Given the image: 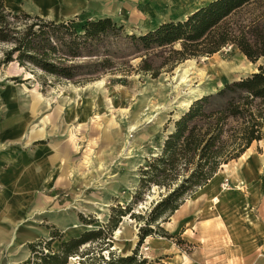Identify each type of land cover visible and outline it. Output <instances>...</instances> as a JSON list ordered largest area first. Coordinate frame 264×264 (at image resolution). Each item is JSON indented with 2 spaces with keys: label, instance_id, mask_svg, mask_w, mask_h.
Masks as SVG:
<instances>
[{
  "label": "rangeland",
  "instance_id": "rangeland-1",
  "mask_svg": "<svg viewBox=\"0 0 264 264\" xmlns=\"http://www.w3.org/2000/svg\"><path fill=\"white\" fill-rule=\"evenodd\" d=\"M200 1L114 0L110 6L100 7L94 0H88L72 11L63 10L57 4L59 8L55 12L46 14H40L26 0H21L18 8L8 6L5 1L4 5L12 12L22 11L48 20L75 19L77 26L88 20L108 17L123 26L126 35H140L159 23L185 19L189 9ZM107 11L108 14L105 13ZM4 48V45H0V122L4 120V156L9 164L6 170L41 169L40 175L36 176L37 182L28 183L30 177L4 178L6 201L17 196L20 205L26 207L18 216L24 217L20 219V224H9L5 229L9 234H16L20 240L24 238L25 252L19 249V252L13 253L14 242L9 243L4 250L3 264H24L28 254L27 246L42 236L39 234L47 235L50 227L62 232L66 239L77 237L85 231L104 229L113 208L121 206L124 209L129 205L138 189L140 169L146 168L151 159L160 155L166 137L173 131V122L184 113H180L177 104H172L174 99L168 93V86L174 85L175 69L187 60L178 63L172 70L163 67L157 78H151L150 75L136 71L142 54L132 48L123 49L124 56H127L126 59L134 68L125 83L116 82L120 77L118 75L102 74L97 80L81 84L77 82L78 79L57 80L32 68L21 67L20 70L19 65L3 64ZM219 53L215 58L205 57L209 60L203 61L204 57L188 60L208 67L235 65L239 70L232 71L236 79L231 82L257 72L258 66L264 64L262 60L256 64L250 63L233 46L223 48ZM154 60L156 65L162 61L160 58ZM25 73L31 75L29 80L23 79ZM99 81L102 84H98ZM22 86L35 88L41 94L39 116L49 117L43 137L29 143L28 129L36 119L31 114L30 94L20 93ZM221 88H217L216 92ZM8 91L17 95L13 102H3V96ZM161 93L167 97L162 98ZM160 105L166 108L164 112L156 110ZM147 116L152 121H146ZM53 150H56V156L52 160ZM251 153L253 163H258L254 168L253 184L257 195L253 198L259 197L264 202V162L259 164L264 157V137L261 143L253 144ZM62 172H66V176ZM16 180L19 182L15 183ZM231 180L230 177L225 181L229 187H232ZM163 193V190L155 186L145 190L132 206L131 214L135 218L127 215L126 220L122 217L117 228L121 233L116 234V230L106 240L111 242L112 247L104 246V251L99 252L95 250L96 244H86L79 255L74 256L77 258L75 263L102 264L110 258H124L126 256L121 248L128 245L132 237L134 240L128 256L133 255L139 241V230L146 221L144 216L162 198ZM193 195L184 196V203ZM98 202L99 206H96ZM247 211L250 212L249 209ZM138 215L144 218L138 219ZM170 220L167 217L166 222ZM64 221L67 227L63 226ZM166 222L160 219L158 224L174 238L167 240L152 237L163 245L149 251V258H146L143 241L136 251L137 262L145 260V264H168L173 254L183 257L191 255L192 245L182 239L181 222L173 231L164 226ZM73 225L81 230L67 234V229ZM177 238L184 243L177 244ZM109 252L112 253L111 257ZM187 258L191 259V256Z\"/></svg>",
  "mask_w": 264,
  "mask_h": 264
},
{
  "label": "trees",
  "instance_id": "trees-1",
  "mask_svg": "<svg viewBox=\"0 0 264 264\" xmlns=\"http://www.w3.org/2000/svg\"><path fill=\"white\" fill-rule=\"evenodd\" d=\"M0 45L6 47L3 64L16 62L57 80L78 79L81 84L102 74L118 75L116 82L125 83L134 71L123 52L129 48L142 54L136 71L151 78H157L163 67L172 70L180 62L211 57L228 46L256 64L264 61V0H212L185 19L159 23L140 35H126L123 26L108 17L77 26L75 19L54 21L12 12L0 0ZM158 58L162 61L156 65L154 59ZM263 128L264 64L257 72L225 84L215 94L195 100L173 122V131L166 137L160 155L140 169L138 189L131 202L124 209L113 208L104 229L66 239L50 227L47 238L27 246L29 257L24 264H68L86 244H96L99 252L104 246L111 248L106 240L117 230L121 218L134 217L132 206L145 190L155 186L164 193L144 216L133 255L102 263L145 264V260L137 262L135 255L146 237L174 238L160 227L159 220L166 222L184 203V196H192L222 165L237 160L262 141ZM176 242L184 243L180 238Z\"/></svg>",
  "mask_w": 264,
  "mask_h": 264
},
{
  "label": "bare ground",
  "instance_id": "bare-ground-1",
  "mask_svg": "<svg viewBox=\"0 0 264 264\" xmlns=\"http://www.w3.org/2000/svg\"><path fill=\"white\" fill-rule=\"evenodd\" d=\"M6 4L10 7L18 8L21 0H4ZM88 0H26V2L30 3L35 9L38 10L40 14H46L48 12H55L57 8L56 5L60 4L62 9L67 11H72L80 6L86 4ZM96 3L100 4V7L110 6L111 2L114 3V0H94ZM137 1V0H133ZM211 0H201L193 9L204 6L208 4ZM108 14V11L105 12ZM220 53H216L213 55L215 58ZM244 57V56H243ZM204 60H209L208 58H203ZM18 66L16 62L10 63ZM22 70L21 67H18ZM239 68L235 67V65H227L224 64L221 67H212V65L205 66L202 63L198 64L194 60H187L185 63L180 65L175 69V78L173 79L174 85L168 86V93L173 95L174 102L172 104H177V108L180 113L188 110L189 106L195 101L203 96H207L216 92L217 88H221L224 84L231 82V80H235L236 76L232 73V71H238ZM241 74V72H238ZM16 77V75H14ZM31 75L25 73L23 75L24 80H29ZM98 84H102V82H97ZM196 84V85H195ZM20 93L23 95L30 94L32 99L31 105V114L32 117L36 119L34 123H32L31 127L28 129V138L27 143L36 138H41L44 135V127L49 122L48 116H39L38 106L42 101L41 94L35 89H28L25 86L20 88ZM16 94L12 91H8L3 96V102H13L16 99ZM160 96L167 97L162 93ZM149 109V106H147ZM162 109V110H161ZM157 111L164 112L166 110L163 106H158ZM159 114V112L157 113ZM151 117H145L146 121H149ZM152 121V119H151ZM264 130V128H263ZM261 143V141L259 142ZM253 146V145H252ZM248 148L237 160L232 161L228 164H224L218 170V172L214 175V177L208 181V183L198 189L192 198L188 199L183 203L178 210L174 212V214L170 217V221L165 223V227L168 230H175L178 228L180 224V218L190 209L196 207L199 203L204 202L207 206H212L216 208L221 202L233 200L235 198H239L240 200H244L245 194L249 197H255L257 195V190L253 185L255 182V166H258V163L255 164L252 161V153L251 148ZM56 156V150H53V155H51V159L53 160ZM264 157H262L259 161V164H263ZM232 165V167H231ZM47 172L48 169L45 168ZM63 176H66V172H62ZM33 173H28L27 176H32ZM61 175V176H62ZM51 176L49 178L51 179ZM232 178L231 186L226 185L225 181L228 178ZM37 182V177L33 175L29 178L28 183ZM99 206V202L95 204ZM246 208V206H245ZM248 209H244L242 212V216L245 220H248L249 213ZM10 215V213H8ZM22 217H20L21 219ZM26 218V217H25ZM127 220V218L125 217ZM25 220V219H24ZM129 220V219H128ZM66 221L63 222V226L67 227ZM67 229V228H66ZM68 233L79 232L81 229L77 225H73L71 229H67ZM121 231L117 230L116 234H120ZM190 232L188 231L187 234ZM188 236V235H187ZM134 238L129 241L128 245H124L121 248V252L128 256L130 254V247L133 244ZM158 245H163V243H159L151 236H148L144 239L143 249L146 252V258H149V251H154ZM114 249V248H112ZM77 258L70 257L68 260V264H76L75 261ZM168 264H189V259L187 257H183L180 255H175L174 259L170 260Z\"/></svg>",
  "mask_w": 264,
  "mask_h": 264
},
{
  "label": "crops",
  "instance_id": "crops-1",
  "mask_svg": "<svg viewBox=\"0 0 264 264\" xmlns=\"http://www.w3.org/2000/svg\"><path fill=\"white\" fill-rule=\"evenodd\" d=\"M190 3L192 0H177ZM212 1V0H211ZM181 5V4H179ZM195 7V6H194ZM189 9V14L196 11ZM188 14V15H189ZM4 156V120L0 122V264H3L4 250L14 242V252H25V240L13 232L5 231L6 225H19V214L25 209L18 198L6 201L4 194L5 177H32L40 175L41 169L15 168L6 170L8 162ZM21 169L23 171H21ZM32 176H27L28 173ZM16 180L15 183H18ZM246 197V196H245ZM244 197V198H245ZM248 197V198H247ZM245 200L235 198L221 202L216 208L204 202L188 210L181 218L182 239L192 245L189 264H264V202L257 197ZM246 204V205H245ZM245 206L250 210L248 220L242 216ZM10 213V215H8ZM13 216V217H12ZM19 218V220H18ZM22 217L21 219H23ZM190 232L187 234V232ZM37 241L48 237L49 233L39 234ZM188 235V236H187ZM21 241V242H18ZM171 245V244H170ZM171 251V250H170ZM19 252V251H18ZM18 256V254H16ZM170 260L175 255H171ZM29 257V251L24 261ZM23 261V262H24Z\"/></svg>",
  "mask_w": 264,
  "mask_h": 264
}]
</instances>
